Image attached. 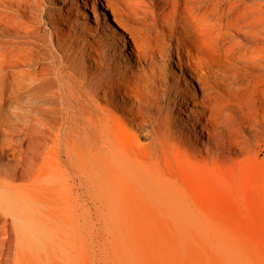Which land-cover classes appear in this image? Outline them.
Instances as JSON below:
<instances>
[{
  "label": "bare ground",
  "instance_id": "6f19581e",
  "mask_svg": "<svg viewBox=\"0 0 264 264\" xmlns=\"http://www.w3.org/2000/svg\"><path fill=\"white\" fill-rule=\"evenodd\" d=\"M118 125L145 135V197L161 208L182 207L173 151L214 174L260 153L264 0H0V264L33 259L52 233L44 197L68 177L93 206L107 196L103 162L128 157Z\"/></svg>",
  "mask_w": 264,
  "mask_h": 264
},
{
  "label": "rangeland",
  "instance_id": "374dc122",
  "mask_svg": "<svg viewBox=\"0 0 264 264\" xmlns=\"http://www.w3.org/2000/svg\"><path fill=\"white\" fill-rule=\"evenodd\" d=\"M44 3L57 18L55 5L61 3ZM84 11L88 18L75 16L78 21L94 24ZM41 28L52 29L46 14ZM173 66L171 59L167 83L174 78ZM171 116L179 124L175 110ZM117 136L128 157L118 168L103 162L101 171L111 172L107 196H98L93 206L92 195L70 177L66 187L49 190L44 200L52 233L43 235L27 264H264V149L239 155L217 174L173 151V169L183 177L178 183L182 207L173 210L145 197V148L139 147L145 135L134 144L130 126L118 125ZM48 151L57 164V149Z\"/></svg>",
  "mask_w": 264,
  "mask_h": 264
}]
</instances>
